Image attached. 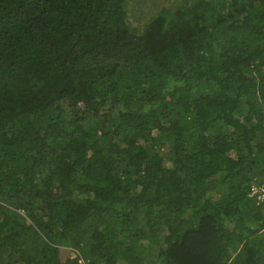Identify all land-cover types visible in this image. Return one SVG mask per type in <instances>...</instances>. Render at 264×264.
Instances as JSON below:
<instances>
[{"label": "trees", "instance_id": "16d2710c", "mask_svg": "<svg viewBox=\"0 0 264 264\" xmlns=\"http://www.w3.org/2000/svg\"><path fill=\"white\" fill-rule=\"evenodd\" d=\"M255 186L264 0H0V264H264Z\"/></svg>", "mask_w": 264, "mask_h": 264}, {"label": "built area", "instance_id": "2783aa9c", "mask_svg": "<svg viewBox=\"0 0 264 264\" xmlns=\"http://www.w3.org/2000/svg\"><path fill=\"white\" fill-rule=\"evenodd\" d=\"M253 193H259L258 195V199H261L264 201V186L263 187H258V186H255L254 187V190H253Z\"/></svg>", "mask_w": 264, "mask_h": 264}, {"label": "rangeland", "instance_id": "374dc122", "mask_svg": "<svg viewBox=\"0 0 264 264\" xmlns=\"http://www.w3.org/2000/svg\"><path fill=\"white\" fill-rule=\"evenodd\" d=\"M73 255L75 256L76 255V252L73 251Z\"/></svg>", "mask_w": 264, "mask_h": 264}]
</instances>
